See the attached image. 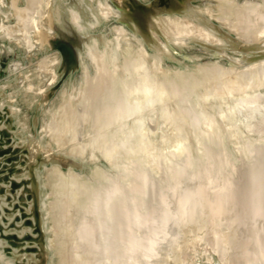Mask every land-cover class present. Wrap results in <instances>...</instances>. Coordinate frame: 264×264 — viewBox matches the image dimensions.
Returning <instances> with one entry per match:
<instances>
[{"label":"rangeland","instance_id":"obj_1","mask_svg":"<svg viewBox=\"0 0 264 264\" xmlns=\"http://www.w3.org/2000/svg\"><path fill=\"white\" fill-rule=\"evenodd\" d=\"M0 146V264H264V0H0Z\"/></svg>","mask_w":264,"mask_h":264},{"label":"bare ground","instance_id":"obj_2","mask_svg":"<svg viewBox=\"0 0 264 264\" xmlns=\"http://www.w3.org/2000/svg\"><path fill=\"white\" fill-rule=\"evenodd\" d=\"M1 2H2V0H1ZM15 2V1H14ZM51 5V4H50ZM2 6V5H1ZM6 6V5H5ZM6 8V7H5ZM111 8V7H110ZM108 9V8H107ZM106 9V10H107ZM94 11V10H93ZM56 13V12H55ZM262 15V14H261ZM51 30V29H50ZM115 30V29H114ZM52 31V30H51ZM53 32H54V30H53ZM49 33V32H48ZM165 34V33H164ZM184 34V33H183ZM60 38V37H59ZM62 42H64L68 47H69V49L72 51V47H71V44L69 43V42H67V41H62ZM85 44V43H84ZM34 47V46H33ZM105 47V46H104ZM74 50H75V48H74ZM57 52V51H56ZM64 52H67V51H64ZM75 52H76V50H75ZM93 52V51H92ZM78 53V52H77ZM57 54V53H56ZM58 55V54H57ZM57 55H56V57H57ZM63 56H66V57H68L66 54H62ZM80 55V54H79ZM78 55V56H79ZM78 56H77V58H78ZM152 56V55H151ZM80 57V56H79ZM80 62V61H79ZM83 63V62H82ZM149 63V62H148ZM82 65V64H81ZM108 75V74H107ZM131 77V76H130ZM138 88V87H137ZM137 88H135L136 90H133V93H132V96H131V100H130V104H129V106L127 105V107H131V108H137L138 107V105H141V101H143L142 99H140V94H138V92L136 93V91L138 90ZM139 91V90H138ZM146 91H149V90H146ZM140 92V91H139ZM131 93V92H130ZM129 93V94H130ZM151 93V94H150ZM150 93H148L149 95H152V92L150 91ZM127 95H129L128 93H126ZM125 94V95H126ZM248 96V95H247ZM250 96V95H249ZM150 97V96H149ZM148 97V98H149ZM217 97V96H216ZM126 100V99H125ZM129 101V100H128ZM153 102H155V101H153ZM119 103H120V101H119ZM140 103V104H139ZM228 103V102H227ZM114 105V104H113ZM125 105V104H124ZM220 105V104H219ZM241 106V105H240ZM244 107H245V105H244ZM120 108V107H119ZM118 108V109H119ZM231 108V107H230ZM121 109V108H120ZM125 109H126V106H125ZM237 109V108H236ZM219 110V109H218ZM127 111V110H126ZM133 111V109H131V111H129L130 112V114H131V112ZM122 111H120L119 113H121ZM123 112H125L124 110H123ZM122 112V113H123ZM121 113V114H122ZM220 115V114H219ZM235 115V114H234ZM247 115V114H246ZM245 116V115H244ZM243 116V117H244ZM239 118V117H238ZM135 119V118H134ZM136 119H137V121L135 122V123H132V125H134L133 127H132V129H130V130H127V132H124L125 133V136L123 135V143L121 144L122 145V149L120 150L121 152L122 151H124L123 149H124V147L126 146H130L129 147V149H133V153L132 152H130V153H132V155H131V157L135 154V155H139V154H142V155H145V156H147L146 155V153L148 152V153H150L151 151L154 153L155 151H153L152 149H150V143L148 144L147 143V145H146V140L144 139V136H143V131H142V121L140 120V118H139V116L137 115V117H136ZM237 120V119H236ZM239 120V119H238ZM113 122V121H112ZM116 122V121H115ZM246 122V121H245ZM118 122H116L115 124H117ZM175 123V122H174ZM173 123V124H174ZM114 126V125H113ZM173 126H175V124L173 125ZM126 127V126H125ZM130 128H131V125L129 126ZM128 128V127H127ZM179 128V126L176 128H174V127H171V129H169L168 128V131H169V133H175V131H177V129ZM198 128V127H197ZM124 129V128H123ZM129 129V128H128ZM181 129V128H180ZM179 129V130H180ZM215 129V128H214ZM123 132V131H122ZM121 132V133H122ZM178 134H180L178 131H177V136H178ZM180 136V135H179ZM179 138V137H178ZM185 140V139H184ZM32 141V140H31ZM180 141V143H179V147H178V149H176L175 150V153L176 154H178V153H180L179 151L181 150V152H183V151H185V149H186V147H187V145L183 142V139L182 140H179ZM127 143H133L134 144V147H132L133 146V144H132V146H131V144L129 145V144H127ZM121 145H120V147H121ZM1 147V146H0ZM171 148H173V147H171ZM155 150V149H154ZM129 151V150H128ZM121 154V153H120ZM152 154H148V156H151ZM137 156H135V157H137ZM120 157V159L122 158V156H119ZM130 157V158H131ZM176 157V156H175ZM103 158V157H102ZM124 158H126V157H123L122 159H121V161L123 160V161H126L127 159H125L124 160ZM143 158V157H142ZM174 158V157H173ZM180 158V157H179ZM1 159V158H0ZM128 159H129V157H128ZM133 159V158H132ZM131 159H129V161H130ZM133 161V160H132ZM127 163H128V161H126ZM136 162V161H135ZM137 162H138V159H137ZM139 162H140V160H139ZM123 163V162H122ZM125 163V162H124ZM123 163V164H124ZM129 164H130V162H129ZM126 165V164H125ZM124 165V166H125ZM128 165V164H127ZM126 165V166H127ZM133 166H135L134 165V163H133ZM131 167V166H130ZM136 167V166H135ZM102 170V169H101ZM5 174V173H4ZM67 174V173H66ZM2 176V175H1ZM11 179H14L15 180V178H11ZM70 180V179H69ZM9 181V180H8ZM68 181V180H67ZM17 182H18V180H17ZM73 182V181H72ZM11 183V182H10ZM70 183V182H69ZM76 183V182H75ZM78 183V182H77ZM0 185H5V186H7L8 184H1V182H0ZM74 185V184H73ZM4 186V187H5ZM8 186H10V185H8ZM7 186V187H8ZM70 186H71V184H70ZM2 187V186H1ZM69 187V186H68ZM10 188V187H9ZM9 188H8V190H9ZM70 189V188H69ZM7 192H10V191H7ZM21 192V191H20ZM74 192V191H73ZM22 193V192H21ZM6 194V193H5ZM5 194H4V196H5ZM9 193H7V195H8ZM15 194H17V193H15ZM6 195V196H7ZM21 195V194H20ZM3 196V195H2ZM1 196V197H2ZM9 196H11L12 197V194L11 195H9ZM3 198V197H2ZM13 198V197H12ZM5 199V198H4ZM3 199V200H4ZM1 201V200H0ZM10 201H12V199L10 200ZM15 201V200H14ZM197 201V200H196ZM5 202V201H4ZM206 202V201H205ZM2 203H3V201H2ZM6 203V202H5ZM44 203V202H43ZM7 204V203H6ZM5 204V205H6ZM9 204V203H8ZM13 204L15 205V202H13ZM0 205H1V203H0ZM3 205V204H2ZM1 205V206H2ZM7 206V205H6ZM13 206V205H12ZM5 207V206H4ZM9 207V206H8ZM17 207V206H16ZM3 208V207H2ZM10 208V207H9ZM8 208V209H9ZM22 208V207H21ZM75 208H77V204L75 205ZM73 209V215H74V212L76 211V209ZM0 209H1V207H0ZM12 209V208H11ZM10 209V210H11ZM2 211H3V209H1ZM0 210V211H1ZM212 210V209H211ZM17 211H18V208H17ZM17 211H16V214L17 215H19L18 213H17ZM26 211V210H25ZM19 212V211H18ZM27 212V211H26ZM29 212V211H28ZM68 212H69V210H68ZM13 213V212H12ZM12 213H10V216L11 215H14V214H12ZM1 214H3V212L1 213ZM9 213H7V215H8ZM21 215V214H20ZM127 215V214H126ZM1 216V215H0ZM3 216V215H2ZM9 216V217H10ZM71 216H72V214H71ZM4 217H5V212H4ZM13 216H11V218H12ZM20 217V216H19ZM18 217V218H19ZM33 217V216H32ZM1 218V217H0ZM5 218H7V217H5ZM14 219V218H13ZM25 220L27 219V218H24ZM29 219V218H28ZM33 219V218H32ZM2 220V219H1ZM1 220H0V229H2V222H1ZM8 220V219H7ZM9 220L11 221L12 219H10L9 218ZM30 220V219H29ZM24 221V220H23ZM33 221V220H32ZM138 221V220H137ZM33 222H35V221H33ZM12 223V222H11ZM86 223V222H85ZM6 224H7V222H6ZM19 224H20V221H19ZM18 224V225H19ZM34 224V223H33ZM9 225V224H8ZM13 225H15V224H13ZM17 225V226H18ZM135 225V224H134ZM20 226V225H19ZM66 226V225H65ZM5 227H7V225H5ZM146 228V227H145ZM13 229V228H12ZM27 229H29V228H27ZM27 229H24V230H27ZM77 229H78V225L75 223L74 225H73V223L71 222V224L69 223V226H68V231L66 232V235H65V237H61V239H65V241H63V245H65V250H67V247H68V249H69V245H70V243L72 242V241H74L75 239H76V237H77ZM81 229V228H80ZM79 229V230H80ZM143 229V228H142ZM10 230V229H9ZM9 230H4V228L2 229V232L7 236V235H9L8 234V232L10 233V231ZM13 231H15L16 232V234H18V230H14L13 229ZM15 232H12V233H15ZM19 233H20V231H19ZM22 233H24V231L23 232H21L20 234H22ZM62 233H65V231H63ZM19 235V234H18ZM62 235V234H61ZM19 236H21V235H19ZM79 236H80V234H79ZM147 237V236H146ZM7 238V240L8 239H10L11 237H9V236H7L6 237ZM80 238V237H79ZM129 238V237H128ZM0 241H2L1 239H0ZM79 241L80 240H78V243H79ZM131 241V240H130ZM4 242H5V239H4ZM5 243H7V241L5 242ZM60 244H61V241L59 242ZM128 245V244H127ZM25 246V245H24ZM91 246V245H90ZM63 247V246H62ZM22 249V248H21ZM20 249V250H21ZM12 250H14V248L12 249ZM14 253H17L16 251L14 252L13 251V253L12 254H14ZM65 253V252H64ZM11 254V255H12ZM17 254H19V253H17ZM17 254H15V255H13V256H16ZM3 254H1L0 256H2ZM22 255H24V254H22ZM56 255V254H55ZM89 255V254H88ZM20 256V255H19ZM3 257V256H2ZM18 257V256H17ZM22 257H24V256H22ZM18 259V258H17ZM32 259V258H31ZM18 260H20V259H18ZM18 260H17V262H18ZM82 260V259H81ZM1 261V260H0ZM23 261V260H22ZM29 261V260H28ZM8 262V261H7ZM30 262V264H31V261H29ZM9 263V262H8ZM23 263V262H22ZM60 263V262H59ZM63 263V262H62ZM11 264V263H10ZM13 264V263H12Z\"/></svg>","mask_w":264,"mask_h":264},{"label":"water","instance_id":"obj_3","mask_svg":"<svg viewBox=\"0 0 264 264\" xmlns=\"http://www.w3.org/2000/svg\"><path fill=\"white\" fill-rule=\"evenodd\" d=\"M61 54H66L68 56V58L70 59V61L73 60V53L72 51L69 49V47L64 43V42H59L57 45H56V48ZM64 51H67V52H64ZM72 71L75 70L71 69ZM72 164H74L75 166V162H71ZM80 165H78L77 167H79Z\"/></svg>","mask_w":264,"mask_h":264}]
</instances>
